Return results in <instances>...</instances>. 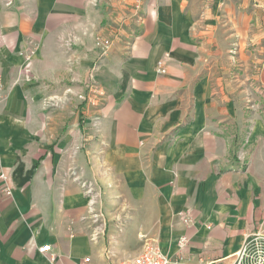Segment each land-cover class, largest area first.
Listing matches in <instances>:
<instances>
[{"label": "crops", "instance_id": "1", "mask_svg": "<svg viewBox=\"0 0 264 264\" xmlns=\"http://www.w3.org/2000/svg\"><path fill=\"white\" fill-rule=\"evenodd\" d=\"M5 1L0 264H128L148 242L233 264L264 228V0H143L119 31L139 0ZM94 35L112 40L100 60Z\"/></svg>", "mask_w": 264, "mask_h": 264}, {"label": "built area", "instance_id": "2", "mask_svg": "<svg viewBox=\"0 0 264 264\" xmlns=\"http://www.w3.org/2000/svg\"><path fill=\"white\" fill-rule=\"evenodd\" d=\"M14 0H6V6H12ZM160 72H166L163 62L160 61ZM85 187V183L83 184ZM93 189V188H91ZM90 215L84 217V219L91 220L92 231L90 237L92 240H97L105 233L106 230V218L104 211L101 210L100 195L97 193L90 201ZM184 221L187 224H192L193 219L190 215L184 216ZM189 239L187 236H182L179 240L180 245L186 246ZM39 251L46 253L52 252V245L47 243L39 247ZM88 261L89 258H86ZM128 264H173L171 257L165 253L158 244L146 243L143 250ZM233 264H264V228H256L246 234L240 248L235 254Z\"/></svg>", "mask_w": 264, "mask_h": 264}, {"label": "rangeland", "instance_id": "3", "mask_svg": "<svg viewBox=\"0 0 264 264\" xmlns=\"http://www.w3.org/2000/svg\"><path fill=\"white\" fill-rule=\"evenodd\" d=\"M102 1L103 0H93V4L99 5L100 2H102ZM142 1L143 0H139L135 3L134 6L130 7L129 11L127 12V15L124 18V21L123 22L121 21L120 25L115 27L118 31L120 29H125L127 27V24H125V22L128 20H130V21H134L135 19L142 20V18H143L142 17V15H143L142 3L143 2ZM82 33L84 36L89 35L87 28H84ZM78 42H79V38L72 36L71 39L68 40L67 44H68V46H72L73 44H76ZM93 43H94V46H93L94 51H96V59H98V60L102 59V57H104L112 47V40L109 37H103L101 35H94V42ZM168 59H169L168 55H165L164 58L160 59V61L163 62V66H165ZM160 61H159V63H160ZM159 63H158V68L160 69ZM160 73H162V72H160ZM163 73H166V72H163ZM85 92L86 91H84L82 93V98H81L83 100L82 108L80 107L82 110L85 109V103H86V100H88V98H85ZM51 108H58V107H51ZM73 109H74V107L68 106V113H72V112H70V110H73ZM98 118L99 117H96V120H98ZM83 119L84 118H83V113H82V117L80 120L81 124L83 123Z\"/></svg>", "mask_w": 264, "mask_h": 264}]
</instances>
